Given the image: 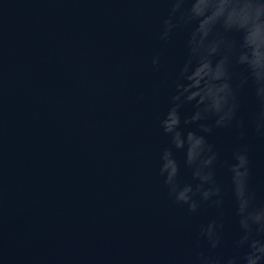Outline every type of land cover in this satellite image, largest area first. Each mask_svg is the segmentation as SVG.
<instances>
[{
	"label": "water",
	"instance_id": "obj_1",
	"mask_svg": "<svg viewBox=\"0 0 264 264\" xmlns=\"http://www.w3.org/2000/svg\"><path fill=\"white\" fill-rule=\"evenodd\" d=\"M174 3L0 0V264H199L201 255L242 264L249 247L239 243L246 233L228 167L246 150L247 212L264 211V136L255 131L264 104L253 81L264 78V30L216 26L225 46L209 63L248 79L237 92L242 127L221 129L205 92L223 81L191 86L196 24L180 20L191 0L172 14ZM165 20L174 27L161 39ZM207 144L219 154L220 195L197 193L191 212L175 196L198 190ZM210 224L215 249L201 235Z\"/></svg>",
	"mask_w": 264,
	"mask_h": 264
},
{
	"label": "clouds",
	"instance_id": "obj_2",
	"mask_svg": "<svg viewBox=\"0 0 264 264\" xmlns=\"http://www.w3.org/2000/svg\"><path fill=\"white\" fill-rule=\"evenodd\" d=\"M185 0H175L172 5V14L181 13ZM180 20L185 24L195 23L196 28L191 35L189 48L193 56L200 61L199 66L191 73L188 79L192 80V87L200 88L201 81H223L222 83L209 88L205 92L208 99L206 112H211L215 118V124L221 129H227L236 125L242 127L237 121V92L248 83V79H241L232 70L229 63L220 68L214 69L209 63V58L216 55L217 52L225 46L222 38H213L218 23L225 25V30L243 27L248 30H264V0H191L190 6L186 12L181 13ZM165 31L161 39H167L169 32L172 31L174 24L171 20H165ZM153 65L159 63V58H154ZM188 72L185 66L180 73L181 78ZM255 82V96L258 101L264 104V78L253 80ZM180 82L177 83V92L180 90ZM187 90V89H186ZM200 92L193 93L188 98L195 99ZM179 99V96L176 97ZM203 103V99L201 100ZM197 115L193 119H200ZM178 118L173 116L172 124L168 130H172V125L178 124ZM208 131V129H205ZM255 131L258 135L264 136V110L260 111L255 121ZM243 138V135H241ZM197 146L203 143L202 139L194 138ZM183 143L177 138L176 147H182ZM205 159L202 161V167L197 172L201 180V185L191 196L181 195L176 197V202L188 204L189 211L197 210V202L193 196L197 193L203 201H209L213 197L220 195V188L214 184V173L212 171L214 164L219 159V154L215 151L214 145L207 144L204 148ZM190 159L192 153L190 152ZM235 163L228 167L234 185L235 196L238 202L240 226L246 233L239 242L240 245L248 244L249 251L243 256L242 264H264V242L250 237L252 235L251 226L256 227L257 234L264 233V211L255 214L247 212L251 201V196L247 191V180L249 176L248 156L246 150H240L233 153ZM171 166V165H170ZM176 169L171 166V172L167 173L166 183L172 185L173 176ZM165 173V170H162ZM205 185L210 187L205 188ZM172 191L174 192L173 188ZM186 191L191 192V189ZM214 225L210 224L207 229L201 231V235L206 237L212 249L218 246V240L214 235ZM199 264H211V261L203 255L198 257ZM226 264H237L235 259H228Z\"/></svg>",
	"mask_w": 264,
	"mask_h": 264
}]
</instances>
